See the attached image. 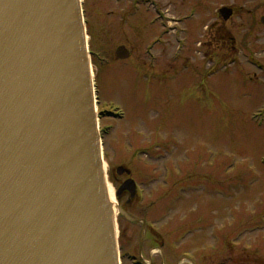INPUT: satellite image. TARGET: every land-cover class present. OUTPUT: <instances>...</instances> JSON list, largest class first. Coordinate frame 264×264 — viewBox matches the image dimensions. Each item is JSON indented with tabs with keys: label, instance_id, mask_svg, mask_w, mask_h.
Segmentation results:
<instances>
[{
	"label": "rangeland",
	"instance_id": "374dc122",
	"mask_svg": "<svg viewBox=\"0 0 264 264\" xmlns=\"http://www.w3.org/2000/svg\"><path fill=\"white\" fill-rule=\"evenodd\" d=\"M227 1L155 0L187 16L164 38L144 0L84 1L91 48L106 59H94L101 108L123 112L100 123L113 124L102 148L107 182L133 219L117 212L123 264L128 254L151 264H264V67L252 64L264 66V31L236 32L237 50H223L215 20ZM118 46L129 59L115 57ZM126 178L142 199L115 197ZM174 190L184 193L174 199ZM142 220L163 239L161 255Z\"/></svg>",
	"mask_w": 264,
	"mask_h": 264
},
{
	"label": "water",
	"instance_id": "95a60500",
	"mask_svg": "<svg viewBox=\"0 0 264 264\" xmlns=\"http://www.w3.org/2000/svg\"><path fill=\"white\" fill-rule=\"evenodd\" d=\"M106 200L76 0H0V264H117Z\"/></svg>",
	"mask_w": 264,
	"mask_h": 264
},
{
	"label": "flooded vegetation",
	"instance_id": "af4514ba",
	"mask_svg": "<svg viewBox=\"0 0 264 264\" xmlns=\"http://www.w3.org/2000/svg\"><path fill=\"white\" fill-rule=\"evenodd\" d=\"M222 7H228L230 9V14L226 20H219V18H216L215 21L216 23H219V25L215 30L214 37L218 39V42L221 44L223 50L230 49L232 54H234L233 52L237 50L238 45V41L234 33L244 32L253 34L255 32H261L262 30L264 31V0H231L227 1ZM254 54L255 53L253 51L252 55ZM233 57L236 56L234 55L231 58ZM113 180L116 182L118 177L115 176ZM183 193L184 190L179 191V193L174 190L172 196L174 199H178ZM127 204L128 202H125V205ZM146 233H150V231L146 229ZM153 242L154 245H152L150 250L155 248H164L162 240L154 237L151 243ZM167 251L170 252V249H167Z\"/></svg>",
	"mask_w": 264,
	"mask_h": 264
},
{
	"label": "bare ground",
	"instance_id": "6f19581e",
	"mask_svg": "<svg viewBox=\"0 0 264 264\" xmlns=\"http://www.w3.org/2000/svg\"><path fill=\"white\" fill-rule=\"evenodd\" d=\"M89 34V33H88ZM95 78H96V76H95ZM98 94H100V93H98ZM112 130V129H111ZM109 134H110V132H109ZM108 134V135H109ZM103 146H104V144H103ZM102 146V147H103ZM104 161H105V159H104ZM106 167V166H105ZM106 195H107V200H106V206L109 208V209H111V211H112V214L114 215V216H116V214H117V210H116V208H115V199H114V196H113V188L110 186V184L108 183L107 184V187H106Z\"/></svg>",
	"mask_w": 264,
	"mask_h": 264
}]
</instances>
